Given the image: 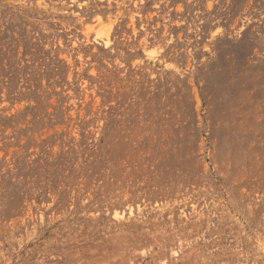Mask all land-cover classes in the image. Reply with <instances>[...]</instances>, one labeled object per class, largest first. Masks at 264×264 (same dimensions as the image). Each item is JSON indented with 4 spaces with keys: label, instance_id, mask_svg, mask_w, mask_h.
<instances>
[{
    "label": "rangeland",
    "instance_id": "1",
    "mask_svg": "<svg viewBox=\"0 0 264 264\" xmlns=\"http://www.w3.org/2000/svg\"><path fill=\"white\" fill-rule=\"evenodd\" d=\"M0 264H264V0H0Z\"/></svg>",
    "mask_w": 264,
    "mask_h": 264
}]
</instances>
